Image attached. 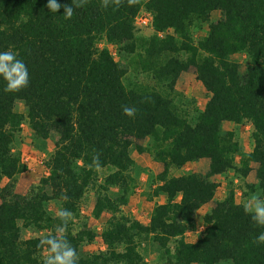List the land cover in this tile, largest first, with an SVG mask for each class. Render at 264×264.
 <instances>
[{
	"label": "trees",
	"instance_id": "16d2710c",
	"mask_svg": "<svg viewBox=\"0 0 264 264\" xmlns=\"http://www.w3.org/2000/svg\"><path fill=\"white\" fill-rule=\"evenodd\" d=\"M47 2L0 0V51H14L30 78L16 93L4 92L0 78V264H42L39 241L61 223L52 203L74 214L65 236L78 264H148L144 247L159 264H264V245L253 243L264 228L245 214L234 188L256 164L264 198V0H140L106 10L89 0L69 20L63 7L49 12ZM142 10L153 15L148 37L136 26ZM205 24L207 34L195 39ZM134 63L151 84L125 83ZM192 68L208 96L195 116L176 103L177 83ZM123 105L135 106L136 116L125 117ZM25 124L34 140L52 141L54 152L45 162L49 175L22 195L15 188L28 168L15 143ZM226 125H251V152ZM93 149L107 174L87 167ZM135 152L163 166L154 194L166 202L154 206L147 224L121 211L136 186ZM202 159L210 162L206 174L170 176ZM230 172L227 195L201 216L204 231L188 242L199 212L216 197L212 178ZM92 188L93 216L111 215L101 233L106 250L96 253L84 251L96 231L74 222Z\"/></svg>",
	"mask_w": 264,
	"mask_h": 264
},
{
	"label": "rangeland",
	"instance_id": "374dc122",
	"mask_svg": "<svg viewBox=\"0 0 264 264\" xmlns=\"http://www.w3.org/2000/svg\"><path fill=\"white\" fill-rule=\"evenodd\" d=\"M218 18V13H214L212 15V20H217ZM138 29V34L141 37H148L152 33V29ZM207 31L208 25L205 24L203 25V29L201 31L194 33L195 39L205 36ZM100 47H107V44L102 42ZM112 51L114 52V55H116V52L114 50ZM116 59L119 60L118 58ZM125 83L127 85L134 83L147 85L151 84L152 81L151 78L148 75L142 73V71L136 67V64L134 63L131 65L130 71L125 79ZM176 91L179 95L177 96L176 103L180 109L188 115L195 116L198 111H202L205 108L208 100L207 92L205 91L201 82L196 79L193 68L181 75L176 86ZM225 129L235 131L237 139L246 153L252 151L253 141L251 138V125H226ZM139 145L144 148L148 145V141H140ZM15 149L23 155L22 162L28 168L27 172L19 176L15 191L18 194L25 195L28 190L33 185H36L42 177L48 175L49 172L45 167V162L54 152V143L52 141L42 143L34 140L27 125L25 124L17 142L15 143ZM133 158L135 160L136 166L132 174L134 179H136V186L133 190L129 191L127 205L122 206L121 211L124 216L137 220L142 224H147L149 223L154 206L157 204H164L166 202L164 196H156L154 194L157 177L163 171V166L162 164L156 162L152 158V155L147 152L143 154L135 152L133 154ZM209 164L210 162L208 159H202L198 162L187 164L181 169H172L170 176L178 177L187 173L206 174L209 171ZM256 168L257 165L254 164V171L250 174L247 180H245V183L240 180H234V175L231 172L225 175L214 176L212 178V180L219 185V189L214 201L206 205L199 212L195 230L188 232L186 235V240L188 242L196 241V239L203 233L204 226L201 216L214 206L215 201L221 200L227 195L230 181H235L234 188L237 192L236 200L238 203H244L253 193L260 194V192L256 189ZM101 173L102 175L107 174L106 171H101ZM248 185L249 187L252 186L254 190L253 193L250 192ZM244 193H247L248 195L244 196ZM95 200V190L92 188L87 192L81 203V217L77 220H74L76 223V229H79V226L82 223H86L90 229L96 231L97 233L96 240L91 245H87L84 248V251L89 253H96L98 251L106 250V246L104 245L101 238V233L111 217L109 214H103L99 219H96L93 216L92 211L95 205ZM59 209L60 207L58 204L52 203L50 205V210L54 215H56V212ZM146 249V247L143 248V253L146 257L145 262L148 264H159L156 256L151 253V250L147 251Z\"/></svg>",
	"mask_w": 264,
	"mask_h": 264
},
{
	"label": "clouds",
	"instance_id": "9594fccd",
	"mask_svg": "<svg viewBox=\"0 0 264 264\" xmlns=\"http://www.w3.org/2000/svg\"><path fill=\"white\" fill-rule=\"evenodd\" d=\"M129 7L138 5L140 0H100L101 9L109 7L119 8L124 3ZM89 0H71V4H60L57 0H48L45 7L52 14L57 13L61 7L64 9L62 17L69 20L76 10L85 7ZM0 78L5 82L3 89L6 93H16L28 87L29 72L26 63L19 59L17 54L11 49L0 51ZM143 102V101H142ZM122 114L128 118H134L137 114L135 106L123 105ZM100 153L93 149L91 163L87 166L90 170L100 172L102 165ZM67 200L66 195L62 196ZM246 215H249L252 223L260 228H264V198L258 193H253L242 205ZM73 212L66 208H60L56 212V217L61 221L54 233L42 238L38 247L43 249L45 255L42 264H78L79 256L76 249L66 239L65 233L69 222L73 219ZM256 245H264V231H261L253 240Z\"/></svg>",
	"mask_w": 264,
	"mask_h": 264
},
{
	"label": "built area",
	"instance_id": "2783aa9c",
	"mask_svg": "<svg viewBox=\"0 0 264 264\" xmlns=\"http://www.w3.org/2000/svg\"><path fill=\"white\" fill-rule=\"evenodd\" d=\"M136 26L142 29H153V15L145 10L140 11L136 17Z\"/></svg>",
	"mask_w": 264,
	"mask_h": 264
}]
</instances>
